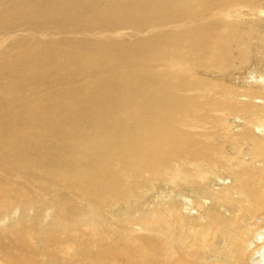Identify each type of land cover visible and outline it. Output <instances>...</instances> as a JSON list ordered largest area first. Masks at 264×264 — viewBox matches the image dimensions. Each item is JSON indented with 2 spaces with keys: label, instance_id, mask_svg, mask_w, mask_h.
<instances>
[{
  "label": "bare ground",
  "instance_id": "1",
  "mask_svg": "<svg viewBox=\"0 0 264 264\" xmlns=\"http://www.w3.org/2000/svg\"><path fill=\"white\" fill-rule=\"evenodd\" d=\"M247 1L0 0V218L20 211L0 225V264H198L193 245L127 233L118 222L98 228L81 221L83 202L100 209L108 200L122 201L141 177L158 180L182 157L231 176L223 187L232 191H217L214 206L198 212L213 224L202 234L215 255L203 264H251L255 247H244L256 231L236 225L249 202H264V164L256 163L264 162V105L247 99L261 96L264 103V86L241 100V90L228 91L193 69L229 68L231 42L238 61L245 60L246 32L234 11ZM251 6L249 16L264 14L261 1ZM208 87L211 94L204 96ZM224 112L233 118L248 112L252 119L235 131L236 123L225 127ZM218 133L235 147L234 155L213 140ZM248 142L249 160L242 154ZM193 178L202 176L193 170L186 181ZM230 206L229 216L217 213ZM29 211L34 218L51 214L48 237L39 245ZM167 212L152 211L143 226L175 217ZM176 223L179 236L186 228L181 217ZM217 230L225 239L221 252L211 241ZM190 233L195 236V228ZM258 239L263 246L264 237ZM240 249L247 253L221 260L223 251L232 258Z\"/></svg>",
  "mask_w": 264,
  "mask_h": 264
},
{
  "label": "rangeland",
  "instance_id": "2",
  "mask_svg": "<svg viewBox=\"0 0 264 264\" xmlns=\"http://www.w3.org/2000/svg\"><path fill=\"white\" fill-rule=\"evenodd\" d=\"M251 1L253 2L254 0L244 2L242 5L237 6L240 7L238 10L234 11L236 13H239L238 15L239 17L237 20H238V24L241 27L240 30L242 29V31H244V34L246 32V34L248 35L247 36L245 34V39L247 41L248 49L250 52L246 54L245 60L243 62L238 61L237 56L240 52H238V50L234 47L235 43L231 42L232 44L231 51H232V56H234L233 57L234 61L233 63H231V66H229V68L227 69L224 68V71H219V70L204 71L203 68H198L197 70L193 68L194 73L198 74L201 77L209 79L210 81H212V83H216L217 81H219L218 83L221 82L224 83V85L228 88V91L241 90V92H243L241 93L242 97L240 96L241 100L247 97V96L243 97V94H245V92L253 91L259 93L264 86L262 84L264 83L263 81L264 50L263 48H260V46H262L261 43H263L262 40L264 37V14L261 13L260 17H254L253 14L250 13L249 16L248 11L250 10L252 11L251 7H254L251 6L252 5ZM256 1H261V4H264V0H256ZM244 4H246V7H244L245 6ZM235 19H236L235 17H229V20L231 21H234ZM261 49L263 52L261 51ZM205 87H207V84ZM202 90L204 91L202 92L204 96L211 94V90L209 89V87L208 89L205 88ZM189 91L187 92L191 94V92ZM226 93L230 94V92H226ZM225 95L226 97L232 99V96H229L227 94ZM251 97L248 96L247 99H251L252 101L255 102L257 101V103H260V105H264V103L260 102L259 100L261 96H251ZM247 99L245 100L247 101ZM228 113L229 112H224L225 119L223 118L224 120L222 119V121L225 127H227L225 124L226 122L230 121L232 123H236V125L233 128V130L235 129V131H239L246 124V121H250L252 119V113L247 112V114H242L240 118H233L232 115L228 116L229 115ZM227 116L229 118H227ZM189 130L194 131V128L190 127ZM225 138L227 137L223 136V134L221 133L215 134L213 136V140L219 142L218 146L220 149H222L225 152H228L227 153L228 155L229 154L234 155V153H236L235 147L232 146L229 140L227 141L228 138L227 139ZM221 144L225 146L223 147ZM250 147L251 146H249V142H248L242 150V154L244 158L248 160L250 159L252 152V149ZM182 161H185L184 163L186 166ZM190 161L186 160L183 157L171 161L170 164L173 163V166L169 164L165 169V171L167 170V172L164 173L162 171L164 173V176H160L158 180H155L154 178L157 179L159 175H154V176L150 175L151 179L147 175L141 177L138 180L140 183L139 182L136 183L133 192L126 194L125 199L122 201L108 200L106 203L102 204L101 206L102 208L100 209L99 208L95 209L94 206L91 205L89 206V204L86 203L84 204L83 202L82 205L86 207L85 208L86 212L85 213L83 212L84 214L83 213L81 214L82 218L84 216V218L81 221L86 220L85 221L86 223L95 224V226H97L98 228L109 226V224L111 223H117V222L122 223L124 227H126L125 229L127 233H132V234L136 233L135 235H139V236H144V235L156 236V238L158 237L162 239V241L163 240L167 241L169 244L179 248L187 247L186 245L189 246L193 245L191 247L196 248L197 251L199 252L196 257L199 261L198 264H203V261L212 260L215 254L213 251L206 250L207 248L206 240H205V236L202 233H203V229L206 232L207 231L210 232L213 229V224L207 223L205 219L202 218L203 215L201 217H197V216H198V212H200L202 208L208 206H214L212 204L213 202L212 196L214 193H215L214 195L217 196V191H221V192L225 191L226 194L229 191H232L231 189L228 188L229 186L223 187V185L226 184L225 182H230L231 176H227V175L222 176L220 173L221 169H218L217 173H215L214 171L209 169V167L203 162H199L198 160L197 161L192 160L191 163H193V165L195 164L194 167L191 164L192 169L194 170V174L195 175L200 174L202 178L201 179L193 178L194 180L186 181V178L189 176V173L193 172V170L191 169V165H189ZM228 161H230L229 164H232L234 159L229 158ZM256 163L259 167L262 166L261 164H264L262 159H260V161L256 160ZM187 167L188 169L186 171ZM257 172L259 173L260 171L257 170ZM147 178H149V180ZM160 178L161 179L164 178V179L160 180ZM166 178L168 180H165ZM141 179L142 182L145 179L143 182L145 184L141 182ZM140 184H142L143 186ZM263 185H264V181H263ZM226 188L228 189L226 190ZM233 195L237 198L240 196V193H234ZM242 196L244 199L246 198L245 195ZM241 198L242 197L240 196V198L238 199ZM202 205L203 207H201ZM248 206L250 210L249 213L244 214L242 219L243 221L241 220L240 223L236 225V229L246 230V233L248 231L250 233L251 231H256L254 233V236L252 238L251 237L249 238V242L245 245L244 250L247 251L255 247L253 253L251 254L250 263L260 264V262L263 260L262 253L264 252V245L257 246V244L262 242V240L258 239V236L262 235L264 237V202H257V203L249 202ZM91 207L94 208L92 209ZM224 208L222 207L221 209L218 208L217 213H220L222 211L224 212L223 214L225 215L227 214V216H229L230 212L232 213L233 211L231 206L229 207L230 211L229 210L225 211L226 208L225 209ZM156 209H158V213L164 217H166L164 214H167L168 213L167 211L169 210L175 211L174 212L175 217L176 218L178 217V219L179 217H181V221L184 227L186 228V229L183 228L182 234L176 236L177 233L176 228L178 227L176 222L178 219H176L175 217L165 218V222L162 223L161 225L158 224L157 222H154V224H149L147 227L143 226L144 225L143 221L147 220L149 217L148 215L151 214V212ZM19 214L20 211L17 210L9 211V213L5 214V216H2L0 218V225L9 223L16 216L19 217ZM219 216H221V214H219ZM50 218H51V214L49 211H43L37 216V218H34V213L32 211H29L26 214V219L29 221L28 224L30 223L29 227L30 228L34 227L33 230L34 232H36V233L31 232V234L34 233V239L38 242V245L42 243V241H44L46 237H48V235H46L48 233L46 230H47V224L51 222ZM77 220L80 222L79 219ZM166 220H167V224H166ZM220 221L224 223V221L221 218ZM193 228H195L196 230L195 236L190 233V231ZM40 231H42V233ZM211 241L213 242V245H216L218 247V248L216 247L217 250L221 252L222 246L225 245L224 244L225 239L222 230H217L214 237L211 238ZM197 244H199V246ZM242 249L235 252L232 255V258L231 257L227 258L225 254L226 251H223L224 254H222L221 260L226 259V260H230V262L233 261V257H236L240 253H247V252H242Z\"/></svg>",
  "mask_w": 264,
  "mask_h": 264
}]
</instances>
